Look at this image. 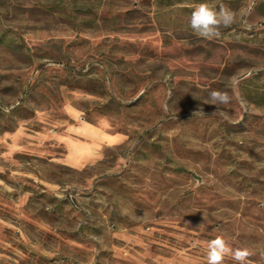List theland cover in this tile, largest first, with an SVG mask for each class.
Here are the masks:
<instances>
[{
    "label": "rangeland",
    "instance_id": "1",
    "mask_svg": "<svg viewBox=\"0 0 264 264\" xmlns=\"http://www.w3.org/2000/svg\"><path fill=\"white\" fill-rule=\"evenodd\" d=\"M203 2L238 22L196 36ZM217 235L264 264V0H0V264H207Z\"/></svg>",
    "mask_w": 264,
    "mask_h": 264
},
{
    "label": "clouds",
    "instance_id": "2",
    "mask_svg": "<svg viewBox=\"0 0 264 264\" xmlns=\"http://www.w3.org/2000/svg\"><path fill=\"white\" fill-rule=\"evenodd\" d=\"M237 17L229 8L207 2L194 5L191 12L188 27L192 32L203 39L213 40L221 36L222 28H230L236 24ZM233 88L239 84L238 79L231 82ZM233 97L228 92L212 90L209 92V103L212 105H227ZM225 116V113H220ZM254 253L247 247L235 248L231 246L229 239L223 235H217L215 238L207 241L206 261L207 264H224L225 258H231L236 264H252L249 259Z\"/></svg>",
    "mask_w": 264,
    "mask_h": 264
},
{
    "label": "water",
    "instance_id": "3",
    "mask_svg": "<svg viewBox=\"0 0 264 264\" xmlns=\"http://www.w3.org/2000/svg\"><path fill=\"white\" fill-rule=\"evenodd\" d=\"M244 76H246V75H244ZM244 76H243V77H244Z\"/></svg>",
    "mask_w": 264,
    "mask_h": 264
}]
</instances>
